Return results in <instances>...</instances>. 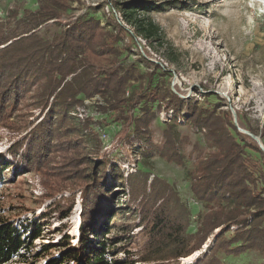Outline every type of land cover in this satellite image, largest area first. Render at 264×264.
I'll list each match as a JSON object with an SVG mask.
<instances>
[{
  "label": "trees",
  "instance_id": "obj_1",
  "mask_svg": "<svg viewBox=\"0 0 264 264\" xmlns=\"http://www.w3.org/2000/svg\"><path fill=\"white\" fill-rule=\"evenodd\" d=\"M73 1L38 0L37 9L25 8L22 15L18 9L12 15L15 25L9 29L0 19V124L17 133L27 132L9 152L16 163L0 156V189L6 170L14 176L21 168L34 167L55 179L50 192L70 184L79 187L83 195L79 239L74 244L64 234L60 241L37 248L35 241L44 238L51 213L11 217L0 204V264H179L209 239L196 264H228L221 255L238 256L250 249L264 256V151L258 142L238 129L230 110L218 112L192 99L186 104L170 86L153 85L154 71L141 73L133 63L120 64L129 48L127 43L120 44L127 29L114 14L107 17V26L96 16L68 21ZM157 7L151 1L125 5L123 19L150 39L156 26L138 19L137 14ZM50 21H65V27L47 39L38 30ZM97 93L107 100L108 110L133 128L141 151L156 149L183 164L180 147L184 143L173 127L184 117L204 130L209 150L196 155L188 172L193 194L206 207L195 231H189L191 212L174 184L158 176L150 181L145 171L144 176L138 172L124 176L121 166L111 159L91 155L82 140L86 134L72 112L85 97ZM156 103L174 111L166 121L163 146L153 141L150 129ZM184 106L188 117L181 113ZM38 109L43 115L31 127ZM136 110L141 114H135ZM249 129L258 134L257 129ZM260 136L264 143V122ZM199 150L195 143L191 152ZM127 152L132 154L131 148ZM107 176L115 182L107 181ZM126 184L128 195L116 201L118 210L114 211L112 190ZM73 202L64 198L48 211L67 217ZM137 227L141 231L135 234ZM113 228L118 231L109 237ZM119 252L124 256L117 258Z\"/></svg>",
  "mask_w": 264,
  "mask_h": 264
},
{
  "label": "rangeland",
  "instance_id": "obj_2",
  "mask_svg": "<svg viewBox=\"0 0 264 264\" xmlns=\"http://www.w3.org/2000/svg\"><path fill=\"white\" fill-rule=\"evenodd\" d=\"M149 1L158 7L151 11L141 9L137 14L138 19L152 21L156 26V33L146 39L137 33L133 24L123 19L122 8L128 4L145 5ZM72 5L67 13L68 21L82 16H96L102 20V26H107V17L114 14L127 29L129 34L125 33L126 39L120 44L127 43L129 48L125 49L120 64L127 66L133 63L141 73L154 71L153 85L170 86L186 104L192 99L198 100L200 106L216 107L218 112L222 109H228L231 113L235 111L237 126L249 132L250 127L255 128L258 134L251 133L261 135L264 122V0H75ZM25 8L37 9L38 0H0V19L7 29L15 25L12 15L18 9L19 15H22ZM64 27L65 21H50L38 32L52 39ZM146 59L154 64H149ZM157 105L154 104L155 118L151 121L150 129L153 141L163 146L166 121H170L174 111ZM108 106L104 96L97 93L85 97L72 112L78 126L86 134L82 140L91 155L111 159L121 166L124 176L137 172L144 176L148 173L150 181L158 176L174 184L191 212L189 231H195L206 207L193 194L188 172L194 167L196 155L209 150L204 130L180 117L173 127L178 140L184 143L180 151L185 155V163L180 164L169 160L159 150L141 151L133 128L123 124V120L118 119L117 113L108 110ZM181 113L187 117L190 115L185 106ZM135 114L141 112L136 110ZM36 115L29 124L31 127L41 120L43 114L38 109ZM31 127L27 128L28 131ZM26 133L11 131L0 124V156L16 163L9 152ZM86 137H89L88 140ZM195 143L200 145V150L191 152ZM130 148L132 154L127 152ZM251 153L258 157L257 153ZM6 177L0 189V204L5 207L7 216L32 217L33 214L51 213L47 219L51 225L45 230L44 238L35 241L37 248L48 241H60L64 234H69L74 244L78 241L83 220V195L79 187L70 184L62 191L50 192L56 185L55 179L36 167L21 168L14 176L6 170ZM107 177V181L115 182L110 176ZM115 184L120 185L118 181ZM127 186L112 190L114 203L111 206L114 211L118 210L116 201L125 199L126 193L128 195ZM121 189H125L124 192L115 193ZM64 198L74 201L67 217L62 218L57 211H48L54 203L62 202ZM117 229L113 228L108 233L109 237L116 235ZM140 231V227L135 228V234ZM207 242L210 243V239ZM208 243L191 256L181 258L179 264H196ZM127 246L133 249V245ZM123 256V252L117 254V258ZM221 256L228 264H264V256L254 249L238 256Z\"/></svg>",
  "mask_w": 264,
  "mask_h": 264
},
{
  "label": "water",
  "instance_id": "obj_3",
  "mask_svg": "<svg viewBox=\"0 0 264 264\" xmlns=\"http://www.w3.org/2000/svg\"><path fill=\"white\" fill-rule=\"evenodd\" d=\"M232 113H233V117H234V122H235L236 125H238V123H237L236 112L232 110ZM238 129H239L240 131H242V132H244V133H247V134H249L250 136H252V137L258 142V144L260 145V147H261L262 150L264 151V143H263L262 138H261L260 135H259V136H258V135H255V134H253V133H251V132H249V131H247V130L241 128L240 126H238Z\"/></svg>",
  "mask_w": 264,
  "mask_h": 264
},
{
  "label": "built area",
  "instance_id": "obj_4",
  "mask_svg": "<svg viewBox=\"0 0 264 264\" xmlns=\"http://www.w3.org/2000/svg\"><path fill=\"white\" fill-rule=\"evenodd\" d=\"M106 137V135H104Z\"/></svg>",
  "mask_w": 264,
  "mask_h": 264
}]
</instances>
